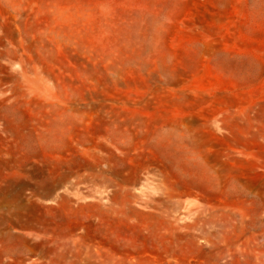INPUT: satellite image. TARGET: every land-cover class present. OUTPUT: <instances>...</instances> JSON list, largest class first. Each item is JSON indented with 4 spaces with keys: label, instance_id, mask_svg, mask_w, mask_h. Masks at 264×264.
<instances>
[{
    "label": "rangeland",
    "instance_id": "374dc122",
    "mask_svg": "<svg viewBox=\"0 0 264 264\" xmlns=\"http://www.w3.org/2000/svg\"><path fill=\"white\" fill-rule=\"evenodd\" d=\"M0 264H264V0H0Z\"/></svg>",
    "mask_w": 264,
    "mask_h": 264
}]
</instances>
